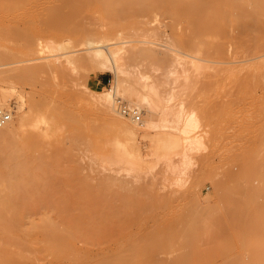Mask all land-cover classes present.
Returning <instances> with one entry per match:
<instances>
[{
	"label": "rangeland",
	"instance_id": "obj_1",
	"mask_svg": "<svg viewBox=\"0 0 264 264\" xmlns=\"http://www.w3.org/2000/svg\"><path fill=\"white\" fill-rule=\"evenodd\" d=\"M200 4L201 0H25L22 7H0V93L6 92L4 100L0 95V108L11 114L9 134L0 136V222L9 216L10 193L20 191L14 179L20 168L8 155L16 147L37 162L36 183L43 188L34 197L41 206L22 215L72 218L75 232L88 237L85 245L75 241L74 248L83 249L80 259L75 248V264H264V72L248 71L253 61H243L256 50L255 36L264 35V24H232L227 6L225 19L217 23L211 8L204 5L201 10ZM202 24L209 28L206 53L198 48ZM114 31L128 41L119 44L125 54L139 53L131 49L139 43L181 58V63L174 62L177 65H166L142 54L130 57L131 52L123 61L126 84L159 105L185 108L183 117L193 111L194 128L184 134L185 141L180 138L178 152L169 158L150 151L155 130L143 131V108L139 122L114 108L118 117L137 127L135 145L141 156H129L132 141L127 143L118 125L117 132L109 130L117 122L107 119L105 108L88 94L107 93L115 79L109 69L79 54L89 50L88 43L93 46L90 41L94 46L107 44L112 40L108 37H116ZM217 34L230 45L231 52L225 47L231 64L242 67L236 75L226 77L228 68L217 70V64H230L219 57L224 61L220 63L212 52ZM68 54L71 59L75 54V59ZM42 61L66 65L43 72H29L24 66ZM184 74L188 89L182 86ZM140 80L153 83L154 89L141 87ZM117 95L132 105L130 99L138 100L127 93Z\"/></svg>",
	"mask_w": 264,
	"mask_h": 264
},
{
	"label": "bare ground",
	"instance_id": "obj_2",
	"mask_svg": "<svg viewBox=\"0 0 264 264\" xmlns=\"http://www.w3.org/2000/svg\"><path fill=\"white\" fill-rule=\"evenodd\" d=\"M24 1L25 0H0V7H4V9H8L10 7L11 8L12 7L18 8V7L23 6ZM224 4H226V5L224 6ZM200 5L204 8L201 9ZM200 5L198 7H200L201 10L205 9L206 6L209 9L211 8V11L214 12L215 17L219 18V20H218L219 22H217V23H221L222 19H225L226 14L224 13L223 8L227 6L230 9L229 10L230 14L228 13L230 16H228V17H230V18L232 17V19H231L232 24L243 25L246 28L252 27L253 26L252 24L257 23L259 21H262V24H264V0H201ZM204 5H206V6H204ZM200 9H198V10H200ZM204 24H202V25H204ZM102 28H104V27H102ZM111 30H113V28ZM201 31H202L203 35H202V38L200 39L201 44L198 48L200 49V51H204L206 53V52H209V50H210L209 47L207 46L209 40H207V38H205V34L207 32H209V28H208L207 24H206V26L204 25V27H202ZM261 31L264 32V27H261ZM118 32L121 35V31H118ZM118 32L117 33L115 32L116 34L114 33V35L115 36L119 35ZM124 33H127V31ZM95 35H97V34H95ZM99 36H100V34H99ZM108 36H109V33H108ZM112 36L108 37V38H110L112 40L114 38L115 41L111 42L112 40L111 41L107 40V41H110L111 43L108 42L106 44L104 42L103 44H101V45L98 44L96 46H94L93 41L89 40L90 43L92 42L93 46L88 43V45H90L89 46L90 48L88 47L89 50L87 49L88 51L86 53H84L83 55L79 54L80 58H82V59L83 58H86V60H87V58H89L88 60L91 59L92 62L95 64V66L100 65V66H103V67H106L107 69H109L111 71V73L113 74L114 79H115L114 84L112 86L108 87L107 93H100V92L98 93L95 91H93V92L89 91L90 93H88V94L90 97H93L95 100L99 101V103L102 105V107L105 108L106 114L105 113L104 114L106 115L105 117H107V119L109 118L108 116H110V118L114 119L113 122H115V121L117 122V124L112 125L109 130H111L113 132H115V131L117 132L116 128H118L120 126L121 131H123V133H122L123 136H126L127 138H129V139H127V140H129V141H127V143L132 141V143H133L132 149L130 150V152H128L129 156H130L131 152H133V155H136V157H140L141 153H140L139 147L136 146L137 144L135 145V141L137 138V132H136L137 127L134 128L133 126H131L130 123H127L125 120L118 117V115H116L114 112V108H116L115 110H117L119 112V110L116 106V103H115V98H116V96H118L117 95L118 93H119V95L121 93H127V94H130L132 96L135 95L138 98V100H136V102L133 100L134 98L133 99L127 98V99H130V101H132L134 104L133 106H135L138 110L143 108L144 111L146 112L147 118H146V121L142 124L145 126L144 129L142 128L143 131L149 132L151 129L155 130L153 136L151 137V149H150V151L152 152V154H154L158 157L169 158V156L173 152L174 153L178 152L177 148L180 145V138L184 140V138H183V137H185L184 134H186L187 132L192 130V128H194L196 122H195V117L193 116V113H192L193 111L192 112L190 111L191 114H189V115L186 114L187 116L183 117L185 115L183 114L182 111H184L183 109H185V108L179 109V106L176 104H175V107H174V104H170V105L169 104L168 105L167 104H165V105L161 104V105H159L156 101L149 100L147 95L145 93H143L141 91V89H137L134 85L129 86L128 84H126V82H125L126 69L123 65V61H124L126 55L131 54L132 51H129V52L127 51V53L125 54L126 48H124V46H119V44L124 43L123 41L126 39L123 40L122 36L121 37H117V36L112 37ZM91 37H95V36H91ZM124 37H125V35H124ZM220 37H221V35L219 36V34L214 36L212 52L218 58L220 57L222 60L227 59L226 62H224L219 58L221 60L220 63L224 62V64H225V63L229 62L230 64L228 63L229 66H224L225 68H223V66L221 67L220 64H217L219 66V67L217 66V70L219 68H220L219 70H221V68H222L221 72H223V71H227L228 69L229 70L232 69V72H231V70H230V72H229V70L227 71L226 77L236 75L237 72H239L242 69V67H241V65L231 64L234 62H231V60H230V55H229L231 52V48L229 47L230 45L227 44L223 40V37H221V38ZM89 38H90V36H89ZM105 38L107 39V36L104 37L103 39H105ZM117 38L118 39L120 38V40H117ZM90 39H92V38H90ZM98 40H99V38H98ZM98 40L96 42L100 41V40L99 41ZM261 40H264V35L261 36L259 34V35L255 36L256 50L254 49L253 54L250 55L248 58H246L245 60L243 59V61H253V63L248 65V68H246L248 71H255V73H256V71L259 73H260V71L264 72V44H261ZM31 41H33V39ZM235 41L241 42L239 39H236ZM28 42H29V40H28ZM126 42H128V41L126 40ZM129 42H130V40H129ZM122 45H124V44H122ZM138 45H139V43H138ZM140 45H142V47ZM140 45L138 47L134 46V45L132 47L131 46H129V47H131L132 50H134V49L138 50V52H139V53H137L138 56H140L139 54H142L141 56L150 58V59H152L154 61H158L160 63H165L166 65H168V64L173 65L174 62L177 63L179 61V59H181L180 57L179 58L176 57V59H175V56L173 58L174 54L171 57V54H169L171 52H168L167 50L166 51L162 50V48H161V50H160V48H158L159 49L158 50L157 48H155L151 45L150 46L149 45L145 46L143 44H140ZM225 45H227L228 48H230L229 49L230 52L228 51V48L225 47ZM126 46L128 48V44ZM166 46H168V45H166ZM226 48H227L228 52L226 51ZM132 53H134L135 55L131 54V56L130 55H127V56H130V57L137 56V54L135 52H132ZM71 55H73V54H71ZM183 55H185V54H183ZM188 55H191V54H187L186 56H188ZM218 55H220V56H218ZM221 55H222V57H221ZM68 56H69V54H68ZM73 56H72V59L69 56V59L73 60V58H74ZM79 56H78V58H79ZM193 56L197 57L196 55H193ZM78 58H77V60H78ZM173 59H174V61H173ZM200 59H202V58H200ZM65 60H67V58ZM215 60H217V59H215ZM182 61L184 63V60H182ZM170 63H172V64H170ZM176 63H174V64H176ZM179 63H181V62H179ZM179 63H177V64H179ZM218 63H219V61H218ZM79 64H80V62H79ZM195 64H196V67L198 69L200 67V65L198 63H195ZM65 65L66 64H63L61 61H59V63H56L54 61L53 62L48 61L46 63L39 62V64L34 63V64H30L28 66H26V64H25L24 66L27 68V70L29 72H31V71H35V72L42 71L43 72L45 69H48V68H50L51 70H56V68L57 69L58 68L64 69ZM91 65H93V64H91ZM24 66H23V68H24ZM67 67H66V69H67ZM174 67H176V66H174ZM185 67L186 66L184 65V69H185ZM182 68H183V66H182ZM182 68H180L181 74L183 71ZM186 68L188 70V67H186ZM226 68H228V69H226ZM66 69L63 71H66V73H67L69 70L67 71ZM16 70H18V69H16ZM21 71H22V69H21ZM89 71H92V70L89 69ZM35 72H32V73L34 74ZM70 72L71 71H69L68 73H70ZM20 74H21V72H20ZM26 74L28 75V72ZM13 75H14V73H13ZM30 75H31V73H30ZM35 75L37 77V74H35ZM68 75H70V74H68ZM219 75L223 76L224 74L222 73ZM8 76L9 75L7 74V77ZM20 76H22V75H20ZM184 76H185V74H184ZM12 77H14V76H12ZM186 77H188V76L186 75L185 78H182V77L181 78L183 80V79H186ZM208 78H210V77H208ZM222 78H220V79H222ZM182 80H180V81H182ZM184 81L185 80H183V82ZM186 81H187V79H186ZM188 81H191V80L188 79ZM185 82L183 84L181 82L180 84H182V86H186L184 88H187V84ZM204 82H205V80H204ZM193 84H194V82H193ZM139 85L143 88L146 87L149 89H154L153 83H148V82L146 83L144 80H140ZM179 85H177V86L179 87ZM190 85H191V83H190ZM184 88L182 87L181 89L183 90ZM189 88H190V86H189ZM181 89H179V90H181ZM262 89H264V87H262ZM189 90H191V88ZM185 91H186V89H185ZM187 92H186V94H187ZM260 93L262 94V91ZM4 94L2 95V93H0L1 97L5 96ZM220 94H221V92H220ZM261 94H260V96H261ZM222 95H221V97H222ZM226 95H228V94H226ZM238 95L236 94V96H238ZM184 97H185V94H184L183 98ZM191 97H192V95H191ZM255 97H257V96H255ZM234 98H236V101H237V98H238V101H240L239 100L240 97H234ZM2 99L4 100V97ZM230 99L233 100V97H231ZM42 100H44V99L41 98L40 101H42ZM180 100L182 101V99H180ZM227 100H229V99L227 98ZM45 101H46V99H45ZM137 101H139V103H137ZM183 101H184V99H183ZM183 101H182V104H183ZM112 102L114 103L115 107L112 106ZM190 102H192V101H190ZM197 102H198V100H197ZM234 102H235V100H234ZM2 104H4V103H2ZM177 104H179V102ZM159 106L161 107L160 112L158 111ZM185 106H186V104H185ZM180 107H182V106L180 105ZM105 110H103V112H105ZM7 122L4 126L1 125L2 127L0 128V136H7V134H9V131H10L9 128L11 125L7 124ZM76 122H78L77 119H76L75 123ZM81 125H83V124H81ZM117 125H118V127H116ZM157 127H160V128L157 129ZM47 128H50L49 124L47 125ZM88 128H89V126H88ZM118 129L120 130V128H118ZM93 130H94V128H93ZM73 131L75 132V127H74ZM78 132H80V131H78ZM74 134H76V132ZM124 134H126V135H124ZM71 135H73V133ZM76 135H78V133ZM80 136H83V135L81 134ZM77 138H78V136H77ZM80 139L81 138H79V141H77L78 139H76L77 143L82 142V141H80ZM76 141H74L75 144H76ZM124 142H121V144L124 145ZM183 144H185V143H183ZM127 147H125V148H127ZM186 147H187V143L185 146V150H187ZM129 148L130 147H128L127 151L129 150ZM180 151L181 150L179 148V152ZM183 151L184 150H182V153H183ZM8 155L10 156L11 160L16 162V166H19V168H20V169H17V172H16L17 178L15 177L16 175L11 176V177H15L14 179H16L15 181L17 184L16 188L18 189V187H19V189L17 191H19V190L20 191H19V193H17V192L13 193L11 188H10V191L13 194L10 193L11 196L9 195V197L7 198V201H6V203L8 205L7 213L9 211V214H8L9 216L6 219L3 218V220L0 222V264H75L76 263L75 248L77 247V245H76V247L74 248L75 241L77 240L79 242H82L83 245H85L86 242L88 241V237L82 232H75L73 220L70 217H68V218H56V217H53L52 215H39V216L22 215V213L24 214V212H27L29 209H33V208H36L38 206H41L40 201L38 199H34V197H37V195L42 193V191L40 192L39 190H41V189L43 190V188L40 189L41 186L38 183H36L39 180V174L35 170V166H37V162L31 156L27 155L26 153L21 154L20 151H18L16 147H13ZM9 169H11V168H9ZM31 169H33V170H31ZM13 174H14V172H13ZM0 178H3V176H1ZM8 178L10 179L9 175H8ZM9 179L6 178V180H9ZM10 180L12 181V179H10ZM85 180H83L82 183H86ZM11 184H13V182L10 183V185ZM10 187H12V185ZM12 189H13V187H12ZM14 190H15V188H14ZM15 196H18V197L21 196L19 198L20 202H19L18 197H16L18 200L14 199ZM79 242H77V244H79ZM76 249L78 250L79 248H76ZM80 250H83V249L80 248ZM80 250H78V252ZM219 254L216 253V256L217 255L220 256ZM78 255H79L80 259L83 257V254H80V252ZM203 259H204V257H203ZM212 259H214V257ZM206 262H209V261H206ZM161 263H163V262H161Z\"/></svg>",
	"mask_w": 264,
	"mask_h": 264
},
{
	"label": "built area",
	"instance_id": "obj_3",
	"mask_svg": "<svg viewBox=\"0 0 264 264\" xmlns=\"http://www.w3.org/2000/svg\"><path fill=\"white\" fill-rule=\"evenodd\" d=\"M115 102L119 112L122 115L130 117L136 122L141 121L140 111L135 106L129 104L121 97H116ZM10 117L11 114L8 111L4 110L3 108H0V126L5 124L7 121H9Z\"/></svg>",
	"mask_w": 264,
	"mask_h": 264
}]
</instances>
